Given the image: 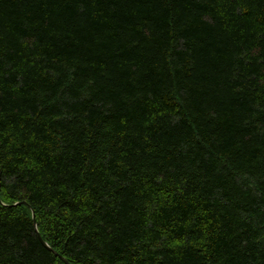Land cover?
<instances>
[{"label": "trees", "instance_id": "16d2710c", "mask_svg": "<svg viewBox=\"0 0 264 264\" xmlns=\"http://www.w3.org/2000/svg\"><path fill=\"white\" fill-rule=\"evenodd\" d=\"M58 254L264 264V0H0V264Z\"/></svg>", "mask_w": 264, "mask_h": 264}, {"label": "water", "instance_id": "95a60500", "mask_svg": "<svg viewBox=\"0 0 264 264\" xmlns=\"http://www.w3.org/2000/svg\"><path fill=\"white\" fill-rule=\"evenodd\" d=\"M32 218H33V220H34V213H33V211H32ZM39 238H40L42 244H43L46 248H48L49 250H51V251H53L55 254H57V253H56L51 247L48 246V244H47L45 241H43V240L41 239L40 235H39ZM58 256H59V257L65 262V263L69 264V262H68L64 257L60 256L59 254H58Z\"/></svg>", "mask_w": 264, "mask_h": 264}]
</instances>
